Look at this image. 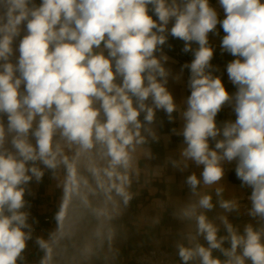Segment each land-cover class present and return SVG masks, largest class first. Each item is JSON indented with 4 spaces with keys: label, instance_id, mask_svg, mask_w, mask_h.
Instances as JSON below:
<instances>
[{
    "label": "clouds",
    "instance_id": "1",
    "mask_svg": "<svg viewBox=\"0 0 264 264\" xmlns=\"http://www.w3.org/2000/svg\"><path fill=\"white\" fill-rule=\"evenodd\" d=\"M218 3L222 19L210 0H0V264H26L32 240L48 264L27 197L46 172L69 166L65 149L86 160L74 186L128 209L139 159L151 160L160 140L158 111L182 121L172 129L178 158L165 167L201 169L186 176L188 198L172 213L192 226L175 244L181 264H264V0ZM210 34L233 57L234 92L215 74ZM169 37L193 55L175 76ZM183 69L190 94L178 104L167 85ZM225 106L235 118L218 123ZM226 164L250 189L242 228L229 219L240 204L225 197Z\"/></svg>",
    "mask_w": 264,
    "mask_h": 264
},
{
    "label": "crops",
    "instance_id": "2",
    "mask_svg": "<svg viewBox=\"0 0 264 264\" xmlns=\"http://www.w3.org/2000/svg\"><path fill=\"white\" fill-rule=\"evenodd\" d=\"M210 2L220 6L218 0H210ZM217 31L221 36L223 35L219 25ZM171 39L183 46V41ZM210 40L215 47V53H221L219 37L210 34ZM164 53L170 58L166 67L172 70L173 76L181 74L182 66L190 63L189 57L165 47ZM232 59L233 57H229L226 61L214 65L219 68L215 74L222 77L230 93L235 89L228 80L225 69L226 64ZM188 77V69H183L179 81L169 78L167 86L178 104L190 94L187 87ZM234 118L231 108L225 106L216 119L221 123ZM155 127L160 140L150 144L153 153L151 160L139 159V177L134 178L131 187V191L135 194L134 199L126 210H118L107 203L102 196L92 194L82 185L74 186V179L78 182L80 176L86 175V160L75 159L74 150L71 149H65L69 157L68 167L61 166L55 176L46 172L41 183L31 185L34 195L30 197L38 216L52 218L56 244L50 248L48 264H74L54 256L57 246L79 255L81 259L77 264H123L132 247H164L173 249L176 253V242L182 238V234L192 231V226L187 223L181 224L172 213L188 198L186 176L193 171L199 175L201 169L191 165L188 170L181 172L170 164L165 167L168 157L178 158L177 149L182 143V137L175 135L172 129L182 127L179 117L174 122H169L166 114L158 111ZM222 183L225 185V197L235 198L240 204L238 216L232 213L229 214V219L242 228L250 219L245 214L248 201L244 199L250 189L241 187V182L235 175L234 164L225 165V177ZM209 190L202 189V191ZM218 211L220 210L217 208L209 213V216L215 217ZM59 212L63 215L58 222L56 216ZM157 219L159 222L155 223ZM110 233L111 239H109ZM24 255L26 264H40L45 253L32 240L28 242ZM175 264H181L178 256Z\"/></svg>",
    "mask_w": 264,
    "mask_h": 264
},
{
    "label": "built area",
    "instance_id": "3",
    "mask_svg": "<svg viewBox=\"0 0 264 264\" xmlns=\"http://www.w3.org/2000/svg\"><path fill=\"white\" fill-rule=\"evenodd\" d=\"M39 2V0H37ZM193 57L189 58V61ZM249 193H246L244 196V199L247 201V195ZM31 201V214L32 217L35 218L37 223L34 224L35 228V235L40 234L42 235L49 244V248L52 247V245L56 244V238L54 236V232L52 229V218L51 216H47L45 218H40L36 212L35 205L31 199L30 196L27 197ZM51 235V238H49V234ZM54 256L57 259H61L65 262H72L74 264H77L81 257L77 255L76 253L69 252L64 249V247L57 246V249L54 253ZM177 259V255L173 249L170 248H164V247H154V246H146L144 248L140 247H132L130 250V254L127 258V260L123 264H175Z\"/></svg>",
    "mask_w": 264,
    "mask_h": 264
},
{
    "label": "water",
    "instance_id": "4",
    "mask_svg": "<svg viewBox=\"0 0 264 264\" xmlns=\"http://www.w3.org/2000/svg\"><path fill=\"white\" fill-rule=\"evenodd\" d=\"M211 3V2H210ZM214 7H216L218 13H219V16L220 18L222 19L224 17V13H223V10L222 8H220V6L216 5L215 3H211ZM166 49L168 50H171L173 52H176L182 56H186V57H193L192 53H185L182 51L183 49V46H181L179 43H176L173 39L169 38L168 40V43L164 46ZM229 57H232L231 55L227 54V53H224V54H221V53H215L214 54V58L212 60V64L215 65V64H218L222 61H226L227 58Z\"/></svg>",
    "mask_w": 264,
    "mask_h": 264
}]
</instances>
